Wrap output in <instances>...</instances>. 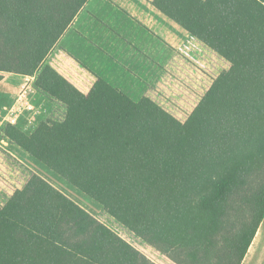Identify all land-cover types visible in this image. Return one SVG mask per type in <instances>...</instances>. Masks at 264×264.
Returning a JSON list of instances; mask_svg holds the SVG:
<instances>
[{"label": "trees", "instance_id": "obj_1", "mask_svg": "<svg viewBox=\"0 0 264 264\" xmlns=\"http://www.w3.org/2000/svg\"><path fill=\"white\" fill-rule=\"evenodd\" d=\"M88 0H0V82L64 116L5 136L174 264H242L264 220V5L153 0L229 67L185 121L98 78L85 94L46 59ZM0 264H156L40 175L0 203Z\"/></svg>", "mask_w": 264, "mask_h": 264}, {"label": "crops", "instance_id": "obj_2", "mask_svg": "<svg viewBox=\"0 0 264 264\" xmlns=\"http://www.w3.org/2000/svg\"><path fill=\"white\" fill-rule=\"evenodd\" d=\"M258 1L264 5V0ZM46 64L85 94L102 78L140 101L146 96L154 98L158 85L171 86L159 75L161 70L189 74L211 71L217 77L228 62L157 9L153 0H88ZM34 82L32 76L6 73L0 82V103L10 104L23 85L34 87ZM3 124L0 114V148L78 203L64 192L69 191L56 173L5 136ZM11 194L0 193V203L5 204Z\"/></svg>", "mask_w": 264, "mask_h": 264}, {"label": "rangeland", "instance_id": "obj_3", "mask_svg": "<svg viewBox=\"0 0 264 264\" xmlns=\"http://www.w3.org/2000/svg\"><path fill=\"white\" fill-rule=\"evenodd\" d=\"M223 64L225 66V63ZM226 66L228 68L229 64ZM222 68L226 69V67ZM222 68L219 67V69ZM214 74L215 73H212L211 71L189 74L188 72L176 73L169 69L165 71L161 70L159 71V75L167 80L171 86L166 84L165 88L159 85L158 87H154V98H151L165 107L179 120L185 121L188 115L191 114L197 106L201 98L209 90L213 80L216 78ZM32 102L42 105L43 109L46 111L39 116L42 121H49L64 116L65 107H63L60 102L48 97L47 95L37 93V95L33 97ZM2 107L3 104L0 103V114L2 112ZM5 124L7 123H4L2 128ZM39 164L44 166L41 162H39ZM31 172L32 171H30L24 164L0 148V193L2 195L6 196L11 194L12 191L23 186L31 175ZM58 178L69 191L66 192L67 190L65 189V193H69V196L72 195L78 203H81L80 205H84V207L87 208L92 215L98 218L102 223L108 226L140 252L145 254L151 261L156 264H174L165 255L144 242L133 232L116 221L96 202L92 201L89 197L74 188L60 176H58ZM242 264H264V220Z\"/></svg>", "mask_w": 264, "mask_h": 264}, {"label": "built area", "instance_id": "obj_4", "mask_svg": "<svg viewBox=\"0 0 264 264\" xmlns=\"http://www.w3.org/2000/svg\"><path fill=\"white\" fill-rule=\"evenodd\" d=\"M36 90L33 86L25 84L17 97L2 107V121L14 126L22 125L24 132H29L38 125L39 116L44 112L42 105L32 102L31 96Z\"/></svg>", "mask_w": 264, "mask_h": 264}]
</instances>
